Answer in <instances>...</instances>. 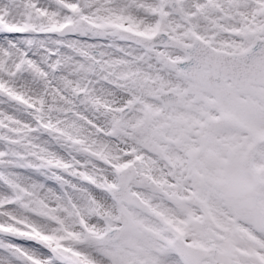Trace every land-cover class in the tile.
Here are the masks:
<instances>
[{"label": "snow or ice", "instance_id": "1", "mask_svg": "<svg viewBox=\"0 0 264 264\" xmlns=\"http://www.w3.org/2000/svg\"><path fill=\"white\" fill-rule=\"evenodd\" d=\"M0 264H264V0H0Z\"/></svg>", "mask_w": 264, "mask_h": 264}]
</instances>
